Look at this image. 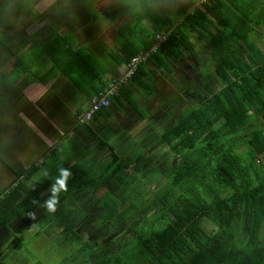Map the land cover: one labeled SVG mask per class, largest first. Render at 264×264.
Listing matches in <instances>:
<instances>
[{"label": "trees", "instance_id": "16d2710c", "mask_svg": "<svg viewBox=\"0 0 264 264\" xmlns=\"http://www.w3.org/2000/svg\"><path fill=\"white\" fill-rule=\"evenodd\" d=\"M91 2L56 0L38 16L73 15L83 23ZM116 2L140 14L132 25L150 39L144 51L166 34L151 56L175 49L196 57L194 37L220 87L199 94L163 133L173 156L159 161L163 180L151 195L141 179L157 172L156 163L145 156L113 160L107 175L68 169L53 189L49 178L2 190L0 264H43L31 243L55 247L51 258L70 246L58 264H264V39L260 48L254 27L264 25V0ZM149 17L153 32L144 23ZM132 166H143L142 174ZM36 219L39 231L25 239Z\"/></svg>", "mask_w": 264, "mask_h": 264}, {"label": "crops", "instance_id": "0c3cea01", "mask_svg": "<svg viewBox=\"0 0 264 264\" xmlns=\"http://www.w3.org/2000/svg\"><path fill=\"white\" fill-rule=\"evenodd\" d=\"M14 1L21 6L10 16L16 22L4 28L11 40L0 36V192L15 182L49 178L53 189L62 169L107 175L113 160H136L150 149L152 155L160 151L163 133L176 121L172 106L185 101L172 104L178 93L174 84L179 93H192L182 82L196 57L185 50L175 56L167 51L160 52L163 57L150 55L107 108L81 122L78 115L92 99L122 74L133 56L146 52V32H121L140 14L129 13L116 0H94L89 20L75 23L73 15L58 20L38 16L46 13L35 7L42 0H32L26 8L23 0ZM144 23L153 32L152 19ZM254 27L262 48L264 25ZM199 47L207 53L201 43ZM170 119L161 131L160 122Z\"/></svg>", "mask_w": 264, "mask_h": 264}, {"label": "rangeland", "instance_id": "374dc122", "mask_svg": "<svg viewBox=\"0 0 264 264\" xmlns=\"http://www.w3.org/2000/svg\"><path fill=\"white\" fill-rule=\"evenodd\" d=\"M55 1L56 0H42L39 3L36 2L37 4L35 5V7L37 9H39L40 11H44L46 8H48L50 5H52V3L54 4ZM181 1H183V0H181ZM17 4L18 3H16L14 0H0V36L3 38V39L1 38V40H4L5 42L7 40H11V35H10V33H7L4 28L5 27H10L12 24H15V22H16L15 19L13 18V23H12V19H11L10 16H12L15 13V9L16 8L21 7V6H17ZM71 4H73V2H71ZM98 5L100 6V3H98ZM22 6L25 7V8H26V6H32V0H23ZM101 6L103 7L102 4H101ZM74 13L75 12H73V14ZM126 29L137 30L139 28H135V26L132 25V21H129L124 26V28L121 30V32L122 33H123V31L127 32ZM189 42H190V44H191V46L193 48V51H194V53L196 55V59L195 58L193 59V62H192L193 67L188 72V74L185 76L186 77V81L182 82V83L184 85L183 88L186 87L187 89H190V91L192 93H190L189 91H188L189 92L188 93L186 89L180 91V93H179V90H180L179 89V85L178 84H174L176 86V88H174V89L176 90V92L179 93V95H178V93H175L176 97H175V100L174 99L172 100V104L174 105L175 103L180 102L181 99L185 100V101H183V102H181L179 104H176V107H173L171 105L172 108L175 109V111L172 112V116L174 117V119L178 118V116H179V114H180V112L182 110L186 111L190 106H192V107L196 106V104L198 103L197 98H198L199 94L202 93L203 95H209V91H211V90L214 91V90H216V89H218L220 87V85L217 82V80L214 77H212V74H211L213 72L212 71V67L210 66L208 68L206 66V63L208 61V60H206V58L208 56L206 51L199 47V44H198L197 40L194 37L190 38ZM2 45H4V44H2ZM172 52H173L174 56L181 54V52L179 53L175 49H173ZM159 56L163 57L164 54H160L159 53ZM203 63H205V65H203ZM193 68L195 69V72H194ZM181 78L182 77H179L178 79H181ZM184 83H186V84H184ZM175 90H173V92ZM196 92L199 93V94L193 95ZM143 115L146 118V116L148 114L143 112ZM170 121H172V120L170 119V120H168V122L165 121V120H162L160 122V130L161 131L166 130V128H167L166 125ZM172 123L174 124L175 122H172ZM175 134H176L175 130L172 129L170 135H175ZM176 136H177V134H176ZM170 139H172L174 141L175 137H170ZM139 153H144V152L140 151ZM142 156H145L146 159L150 158V159L153 160L154 163H156L154 165H155V169H156L157 172H154L153 174H149L148 176L143 177L141 179V182L145 185V187L148 190V192L146 194L151 195L154 187L156 185H158L163 180V174L162 173L159 174L160 171H158L159 170V167H158L159 166L158 165L159 161L161 160L162 163H165V162L169 163V161H170V159L172 158L173 155H172V153L170 151L169 146H167V144L164 142V143L161 144L160 151H158L154 155L151 154V156H150L149 152H148V154L144 153V154H142ZM132 159H134V158H132ZM112 168L109 169L108 173H111ZM139 168H141V170L138 172ZM142 168H143V166H138L135 170L138 173L142 174V172H143ZM129 171L132 172V168H130ZM37 221L39 222L40 219L32 220L31 221L32 223L28 227L24 228L25 229V231H24V238L25 239L31 240L30 238H31V236H34V232L39 231V227L36 225ZM204 223H205V225L208 228L212 227V224L209 221L204 220ZM39 225H40V223H39ZM40 234H42V232H39L38 235H40ZM54 248L55 247H50L49 248L46 244L37 247L34 243H31L29 245V250H30L29 252L37 253L38 256H39V260L41 262H43V264H49V263L50 264H54V263L58 264L59 263V259L61 257L60 255H63L65 253L71 251V247L70 246L59 248L57 253H55V257H54L55 260H54V258L50 257V255L52 253H54ZM33 262H35V260L32 258L31 259V263H33Z\"/></svg>", "mask_w": 264, "mask_h": 264}, {"label": "built area", "instance_id": "2783aa9c", "mask_svg": "<svg viewBox=\"0 0 264 264\" xmlns=\"http://www.w3.org/2000/svg\"><path fill=\"white\" fill-rule=\"evenodd\" d=\"M166 34L157 35V42L152 45V47L146 52L139 53L133 56L129 62L126 64L122 74L116 78L111 79L107 85L95 96L87 109L78 115V119L81 122H87L91 120L95 113L100 109L107 108L110 105L111 99L114 98L118 93V88L128 82L138 70V65L145 62L149 56L156 52L159 43L163 41Z\"/></svg>", "mask_w": 264, "mask_h": 264}, {"label": "clouds", "instance_id": "9594fccd", "mask_svg": "<svg viewBox=\"0 0 264 264\" xmlns=\"http://www.w3.org/2000/svg\"><path fill=\"white\" fill-rule=\"evenodd\" d=\"M143 3H147L148 6L151 7V0H143ZM142 6H143L142 3H138V4H137V7H142ZM61 171H62V172H65V173L67 172L66 169H62ZM62 187H63V185H62ZM49 208H50V209L53 208V205H52V204H49Z\"/></svg>", "mask_w": 264, "mask_h": 264}, {"label": "flooded vegetation", "instance_id": "af4514ba", "mask_svg": "<svg viewBox=\"0 0 264 264\" xmlns=\"http://www.w3.org/2000/svg\"><path fill=\"white\" fill-rule=\"evenodd\" d=\"M52 5H53V3H52ZM52 5H50L48 8H46L45 10H47V9H49ZM194 69V68H193ZM199 69V68H198ZM194 72H195V69H194ZM176 87V86H175Z\"/></svg>", "mask_w": 264, "mask_h": 264}]
</instances>
